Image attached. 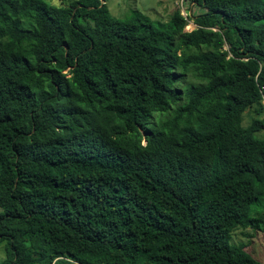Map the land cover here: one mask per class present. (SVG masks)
I'll return each instance as SVG.
<instances>
[{
	"label": "trees",
	"instance_id": "16d2710c",
	"mask_svg": "<svg viewBox=\"0 0 264 264\" xmlns=\"http://www.w3.org/2000/svg\"><path fill=\"white\" fill-rule=\"evenodd\" d=\"M185 1L0 0V264H264V0Z\"/></svg>",
	"mask_w": 264,
	"mask_h": 264
},
{
	"label": "rangeland",
	"instance_id": "374dc122",
	"mask_svg": "<svg viewBox=\"0 0 264 264\" xmlns=\"http://www.w3.org/2000/svg\"><path fill=\"white\" fill-rule=\"evenodd\" d=\"M72 0H48V2L55 6H69ZM182 0H106L112 15L118 19H125L134 10L140 11L149 16L153 21L168 22L176 10L181 11ZM186 4L191 1L186 0ZM195 3V2H194ZM201 12L199 5L196 3L192 7V15ZM94 24L99 23V16L92 14ZM196 28V25L191 19L186 26L187 31ZM228 45L225 46V49ZM255 116L254 109L247 111L244 114V125L250 123ZM2 208L0 207V212ZM232 245H242L245 250L250 253L257 260L264 262V225L261 224L259 228L247 227L236 229L230 240ZM6 241L0 243V263L6 258Z\"/></svg>",
	"mask_w": 264,
	"mask_h": 264
},
{
	"label": "built area",
	"instance_id": "2783aa9c",
	"mask_svg": "<svg viewBox=\"0 0 264 264\" xmlns=\"http://www.w3.org/2000/svg\"><path fill=\"white\" fill-rule=\"evenodd\" d=\"M181 14L185 17L188 18L191 15V11H188L187 9L184 8V0L181 1Z\"/></svg>",
	"mask_w": 264,
	"mask_h": 264
},
{
	"label": "water",
	"instance_id": "95a60500",
	"mask_svg": "<svg viewBox=\"0 0 264 264\" xmlns=\"http://www.w3.org/2000/svg\"><path fill=\"white\" fill-rule=\"evenodd\" d=\"M103 3H105V2H103Z\"/></svg>",
	"mask_w": 264,
	"mask_h": 264
}]
</instances>
